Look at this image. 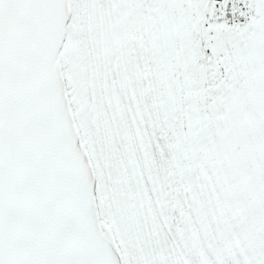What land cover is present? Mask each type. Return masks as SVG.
Here are the masks:
<instances>
[{"label": "snow or ice", "instance_id": "6c2138e0", "mask_svg": "<svg viewBox=\"0 0 264 264\" xmlns=\"http://www.w3.org/2000/svg\"><path fill=\"white\" fill-rule=\"evenodd\" d=\"M0 264H264V0H0Z\"/></svg>", "mask_w": 264, "mask_h": 264}]
</instances>
